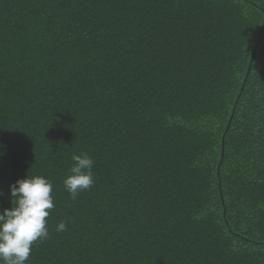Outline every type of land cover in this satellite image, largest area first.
<instances>
[{
  "label": "trees",
  "instance_id": "16d2710c",
  "mask_svg": "<svg viewBox=\"0 0 264 264\" xmlns=\"http://www.w3.org/2000/svg\"><path fill=\"white\" fill-rule=\"evenodd\" d=\"M0 145V212L52 184L26 264H264V0H0Z\"/></svg>",
  "mask_w": 264,
  "mask_h": 264
},
{
  "label": "clouds",
  "instance_id": "9594fccd",
  "mask_svg": "<svg viewBox=\"0 0 264 264\" xmlns=\"http://www.w3.org/2000/svg\"><path fill=\"white\" fill-rule=\"evenodd\" d=\"M72 161L63 185L71 198L76 199L94 184L93 160L81 153L74 154ZM9 187L12 206L0 212V264H26L34 242L49 235L46 218L55 206L52 184L42 176H26ZM65 230L66 222L62 221L56 231Z\"/></svg>",
  "mask_w": 264,
  "mask_h": 264
}]
</instances>
